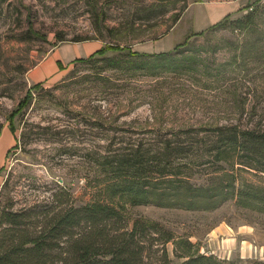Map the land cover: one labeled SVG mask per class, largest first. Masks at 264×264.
<instances>
[{
	"label": "rangeland",
	"instance_id": "1",
	"mask_svg": "<svg viewBox=\"0 0 264 264\" xmlns=\"http://www.w3.org/2000/svg\"><path fill=\"white\" fill-rule=\"evenodd\" d=\"M256 1L240 0L242 8L233 18ZM156 2L163 9L151 14L147 9ZM183 5L184 0H0V193L12 174L20 176L17 197L45 196L59 184L72 191L77 204L91 202L96 196L89 180L101 176L96 162L110 145L149 141L158 130L251 126L260 119L264 48L243 55V42L259 39L258 34L232 28L206 30L178 47L197 53L201 63L194 75L137 79L102 61H73L60 80L33 89L23 113L11 114L36 84L30 70L58 46L86 38L81 42L97 40L103 47L119 44L142 51L163 45L167 50L192 32L191 15L168 29ZM261 20L264 26V15ZM259 34L264 45V32ZM109 47L106 56L118 53ZM240 176L264 185L263 175L242 170ZM127 216L130 227L139 217L159 221L178 237H189L197 252L229 264H264V214L234 200L211 211L128 206ZM174 247L172 241L167 245L173 264H180Z\"/></svg>",
	"mask_w": 264,
	"mask_h": 264
},
{
	"label": "trees",
	"instance_id": "2",
	"mask_svg": "<svg viewBox=\"0 0 264 264\" xmlns=\"http://www.w3.org/2000/svg\"><path fill=\"white\" fill-rule=\"evenodd\" d=\"M261 1L249 6L243 16L228 15L207 31L232 28L258 34L259 39L243 42V55L264 48L259 34L264 32ZM188 6L184 0L168 29ZM161 8V2H156L147 10L153 14ZM138 23L133 22V27H140ZM205 31L191 34L168 51L139 52L116 44L109 45L118 52L115 55L106 56L112 48L106 46L75 61H102L106 68L137 79L194 75L201 63L197 53L185 54L188 51L178 47ZM39 84L27 91L11 114L24 112ZM112 146L96 162L101 176L89 180L96 196L91 202L77 204L72 191L59 184L45 196L17 197L20 176L9 174L0 193V264H173L167 249L171 241L180 264H229L214 254L197 252L189 237H178L159 221L139 217L130 227L128 206L156 204L211 211L234 200L242 208L264 214V185L240 176L242 170L264 176V112L251 126L218 124L158 130L149 141ZM202 175L203 182L194 179Z\"/></svg>",
	"mask_w": 264,
	"mask_h": 264
},
{
	"label": "crops",
	"instance_id": "3",
	"mask_svg": "<svg viewBox=\"0 0 264 264\" xmlns=\"http://www.w3.org/2000/svg\"><path fill=\"white\" fill-rule=\"evenodd\" d=\"M241 8L242 6L240 0L194 1L184 11L181 17V19H184L187 15L192 16V32L189 33L186 38L193 33L207 30L209 27L221 21L228 15L233 16L237 14ZM186 38L184 40H186ZM160 41H162V39L158 40L157 44L160 43ZM102 47L103 44L97 40L89 42L64 43L55 48L43 61L31 69L29 72V78L33 83L58 81L63 77L68 64H71L78 58L87 57L100 50ZM156 47L155 49L153 48V50L144 49L142 51L139 50V52L158 53L171 50L174 46L167 50L164 49L163 45H159L157 48Z\"/></svg>",
	"mask_w": 264,
	"mask_h": 264
}]
</instances>
